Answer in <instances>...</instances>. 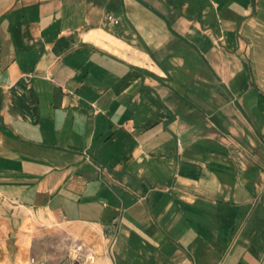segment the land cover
Masks as SVG:
<instances>
[{"label":"crops","instance_id":"0c3cea01","mask_svg":"<svg viewBox=\"0 0 264 264\" xmlns=\"http://www.w3.org/2000/svg\"><path fill=\"white\" fill-rule=\"evenodd\" d=\"M0 264H264V0H0Z\"/></svg>","mask_w":264,"mask_h":264},{"label":"built area","instance_id":"2783aa9c","mask_svg":"<svg viewBox=\"0 0 264 264\" xmlns=\"http://www.w3.org/2000/svg\"><path fill=\"white\" fill-rule=\"evenodd\" d=\"M115 21L118 22V20ZM73 248V254H75V257L82 262H87L93 257L91 250L87 249L84 244L79 243L78 241L73 243Z\"/></svg>","mask_w":264,"mask_h":264},{"label":"rangeland","instance_id":"374dc122","mask_svg":"<svg viewBox=\"0 0 264 264\" xmlns=\"http://www.w3.org/2000/svg\"><path fill=\"white\" fill-rule=\"evenodd\" d=\"M69 241V240H68ZM75 241H78L79 243H82V242H80L79 240H74L73 242H72V245H71V253H72V255L75 257V254H73V250H74V248H73V243L75 242ZM70 242H71V240H70ZM71 244V243H70ZM83 244V243H82ZM85 246V245H84ZM76 258V257H75ZM31 260H32V262H35L36 261V258L34 257V256H32V258H31Z\"/></svg>","mask_w":264,"mask_h":264}]
</instances>
